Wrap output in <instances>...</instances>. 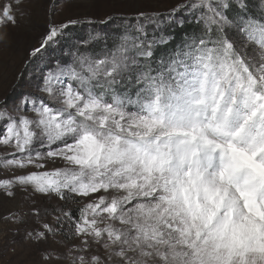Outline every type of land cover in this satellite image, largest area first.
Wrapping results in <instances>:
<instances>
[{
    "label": "snow or ice",
    "instance_id": "snow-or-ice-1",
    "mask_svg": "<svg viewBox=\"0 0 264 264\" xmlns=\"http://www.w3.org/2000/svg\"><path fill=\"white\" fill-rule=\"evenodd\" d=\"M23 5L0 3V42ZM184 7L200 10V34L158 62L153 47L171 34L139 44L125 37L110 57L78 55L43 77L47 98L25 94L14 110L0 101V146L13 149L5 167L65 165L0 180V188L10 197L19 183L86 198L73 224L80 251L95 243L105 252L77 254L79 264H264V12L250 14L241 0L231 16L230 0ZM80 22L50 21L29 55ZM37 142L48 150L33 156Z\"/></svg>",
    "mask_w": 264,
    "mask_h": 264
},
{
    "label": "rangeland",
    "instance_id": "rangeland-1",
    "mask_svg": "<svg viewBox=\"0 0 264 264\" xmlns=\"http://www.w3.org/2000/svg\"><path fill=\"white\" fill-rule=\"evenodd\" d=\"M3 2L4 0H0V3ZM190 2L191 0H24L22 10L25 15L18 18L15 27L7 26V43L0 42V101L7 100L8 109L14 110L15 104L19 103L25 94L47 98L46 94L39 91V88L43 87V77L49 73L55 74L60 68L74 66L72 63L61 64L63 60L58 59L62 54H67L64 53L63 44L66 40L64 30L56 42L50 43L43 52L35 57L29 55L33 48L40 47L50 21L61 24L67 23L69 18L78 19L80 23L69 26H93L94 31H90L89 27L88 30L83 29V35L89 38L94 36L93 39L105 37L100 33L103 30L100 28L107 29L111 23L125 24L132 30L119 32L122 40L126 37L129 44L133 42L139 44L149 42L147 35L144 36L146 28L158 32L171 26H174V29L178 28L177 21L187 20L189 14L199 10H187L184 6ZM241 2L244 3V0ZM255 2L264 10V0ZM232 5L236 6L237 0ZM235 8L232 13V8L228 10L230 16L239 10ZM141 12L144 15H140ZM200 15L201 13L199 17ZM3 30L0 28V31ZM136 31L142 33L143 38H137ZM166 33L168 35L172 32ZM119 46L107 57L116 53ZM155 50L153 52L156 61L158 58ZM135 53L136 50L131 49L128 54L132 56ZM75 54L79 53L72 52L71 56ZM81 54L92 58L83 51ZM136 59L140 64L145 60L139 56ZM155 65L154 62L153 66ZM48 66L52 70L48 69ZM38 69L45 71L41 72ZM64 79L67 80V77ZM47 150L46 146L37 142L32 155L35 156L37 151L43 154ZM12 151L11 147L0 146V180L14 179L32 171H50L55 167L65 166L59 160L55 162L41 160L43 168H36L34 165L25 168L5 167L3 161L12 158ZM16 155L23 157L27 154ZM12 191L15 194L10 197L0 188V264H73L74 261L75 264H79L76 260L77 254L85 255L87 259L92 255H100L101 259H104L105 250L95 243L85 251H80L82 238L74 232V221L80 215L79 209L88 202L86 198L70 197L62 200L55 194L39 193L31 186L19 183L14 184ZM66 212L70 214L71 219L64 215ZM44 224H48L51 231L45 230ZM33 230L45 231L46 238L29 239L27 233Z\"/></svg>",
    "mask_w": 264,
    "mask_h": 264
},
{
    "label": "trees",
    "instance_id": "trees-1",
    "mask_svg": "<svg viewBox=\"0 0 264 264\" xmlns=\"http://www.w3.org/2000/svg\"><path fill=\"white\" fill-rule=\"evenodd\" d=\"M234 2H235V0H230L231 4H234ZM244 3H246L248 5V11L250 14L254 13L256 16H259L262 12H264V10H261V8L258 7L257 2H255V0H244ZM235 7L236 6L232 7L231 13H232V11L236 10ZM200 13H201L200 10H198V11H195V12L189 14V18L187 20H185V19L182 20V22H183L182 28L179 26L178 28L174 29V26H171L170 28L167 27V28L161 30L160 32L155 31L154 29L149 30L148 28H146V32L144 33V36L147 35L146 37L149 39H147V38H145V39L149 40V42H151L154 38L159 39V37L161 35H164V33H166V31L168 33L172 32L171 36L174 37L172 42L166 46L157 44L153 47V51H154V49H156L155 51H156V55L158 58V60H156L157 62L159 61V58L161 57L162 54L170 51L173 47H175L181 41H183L186 38V36L199 35L200 34V29L202 28V24L201 25L197 24V20L199 19ZM87 27H89L90 31H92L94 28L91 25L90 26H85V25L84 26H80V25L78 26V25H76V26H69L67 29L64 30V33H66L65 44H63L65 46L64 53H67V54H62L60 57H58L59 60H63V62H61V64H65V65H67L69 63L74 64V60H75L76 56L82 55L81 54L82 51L85 52V54H87V53L90 54L93 59H103V58L107 57L114 49H116L117 46L120 45V42L124 41V40H122L123 37H121L119 32H129L132 30V28H130V26H128V25H125V24L115 25V23H111V26L107 29L104 27L100 28V29H103V30H101L102 32H100V33L105 35L104 38L93 39L94 36H91L89 38V37L83 35V29L85 28L84 30H88ZM108 32H110L111 34L110 35L107 34ZM100 33H96V34L100 35ZM142 35H143L142 33H139L138 31H136L137 38H140V39L143 38ZM166 35H167V33H166ZM64 36H65V34H64ZM43 51H44V49H42L41 52H43ZM72 52H76L79 54L78 55L75 54L74 56H71ZM144 63H145V60H144L143 64ZM41 67H40V69H41ZM47 68L52 70V68L49 66ZM39 71L42 72L45 70L43 69V70H39Z\"/></svg>",
    "mask_w": 264,
    "mask_h": 264
}]
</instances>
